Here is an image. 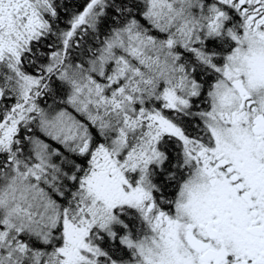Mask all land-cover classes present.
<instances>
[{
	"label": "snow or ice",
	"instance_id": "obj_1",
	"mask_svg": "<svg viewBox=\"0 0 264 264\" xmlns=\"http://www.w3.org/2000/svg\"><path fill=\"white\" fill-rule=\"evenodd\" d=\"M0 264H264V0H0Z\"/></svg>",
	"mask_w": 264,
	"mask_h": 264
}]
</instances>
